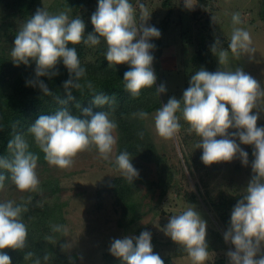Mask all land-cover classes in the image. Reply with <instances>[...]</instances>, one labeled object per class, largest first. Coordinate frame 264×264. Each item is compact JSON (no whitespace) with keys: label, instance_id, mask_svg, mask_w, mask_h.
<instances>
[{"label":"clouds","instance_id":"1","mask_svg":"<svg viewBox=\"0 0 264 264\" xmlns=\"http://www.w3.org/2000/svg\"><path fill=\"white\" fill-rule=\"evenodd\" d=\"M139 7L141 23L137 24L136 9L130 0H98V8L91 16L95 33H89L86 38L85 23L79 16L70 19L66 12L50 14L46 9H38L16 35L11 50L12 61L17 66L21 63L29 65L30 61H34L36 78L27 81V84L39 87L45 95L52 96L53 93L40 77L51 79L59 75L56 69L62 60L70 76L63 87L71 100L74 99L72 89L92 90L94 85L86 79V69L81 66L76 48H69L68 45L84 43L95 46L103 38L107 45L105 57L109 66L129 65V70L124 73L125 89L132 97H139L142 89L151 88L156 83L152 69L154 57L150 54L155 45L150 40L161 35L157 28L146 25L149 13L143 4ZM186 7H193L192 0H186ZM232 22L228 48L222 47L219 40L211 48L221 66L228 63L229 50L236 57L256 52L250 33L236 26L242 22L239 13L233 14ZM165 91L163 84L157 89L158 94ZM57 100L60 104L67 103L59 100V97ZM94 103L98 106L110 105L115 103V98L100 94L95 96ZM262 104L264 90L256 79L242 69L216 72L201 69L191 76L190 86L183 93V101L170 98L154 116L157 134L168 140L180 130L177 112L181 111L184 121L190 126L189 130L201 138L196 147L203 149L201 159L205 165L231 162L239 155L247 166L248 153L240 144L254 146V160L251 163L253 176L245 195L234 206L230 227L224 234L225 241L234 245V250L227 252L230 264H264V252L261 251L264 245V127L257 126L259 115L253 114V110ZM84 112L91 117L90 120L74 116L65 107L52 115H41L28 128V133L34 137L35 144L50 165L70 169L79 153L93 147L104 161H112L117 143L114 136L117 124L110 119L107 111L93 114L90 109H85ZM134 115L143 119L147 118L148 113L141 111ZM229 129L237 131L230 134ZM237 139L240 144L236 142ZM8 151L12 158L0 157V169L11 173L10 179L20 192H37L40 185L36 172L38 155L29 151V144L20 133H15L10 139ZM114 162L122 177L129 182L139 176L127 151L116 155ZM5 179V175L0 174V189L4 187ZM26 211L23 203L14 200L0 202V264H11L5 249L20 250L26 247L28 229L22 219ZM51 227L54 233L67 232L64 225ZM164 231L184 249L192 264H206L209 257L207 224L193 207L171 216ZM46 239L52 242L54 237ZM151 240L152 235L148 231L141 232L138 237L114 239L110 252L126 264H164L161 257L153 252ZM62 247L67 249L71 245L64 244ZM48 259L47 255L43 257L44 261ZM36 264H40V260Z\"/></svg>","mask_w":264,"mask_h":264},{"label":"trees","instance_id":"2","mask_svg":"<svg viewBox=\"0 0 264 264\" xmlns=\"http://www.w3.org/2000/svg\"><path fill=\"white\" fill-rule=\"evenodd\" d=\"M170 1V0H168ZM202 0H199L201 3ZM44 0H0V157L12 158L8 151V142L13 138L15 133L22 134L29 144V151L38 155L37 165L44 168L49 163L44 159V153L35 144L34 137L28 133V128L35 123L41 115H52L57 110L67 108L74 116L80 119L90 120L91 117L85 115L84 110L90 109L93 114L107 111L109 117L117 124V151L116 155L127 151L130 154L131 163L138 171L139 176L129 182L122 176L112 179L108 183L101 184L97 194L98 199L104 195L113 198V206L119 214L118 226L124 231L127 237H138L144 228L140 226L141 219L147 215L144 210V198L141 185H150L145 178L144 169L148 165H155L157 171V181L154 185L159 187V201L166 196L176 182V175L172 171L168 159L162 155L154 142L150 131L147 128L146 121L153 116L156 111L169 101V97L164 93H157V89L163 84L161 78V60L163 56L162 38L170 24V18L174 11L170 8V2L163 4L164 8H170L165 19L157 24L151 23L150 26L157 28L161 35L159 38H152L150 43L154 44L151 55L154 57L152 69L156 75V83L151 88L142 89L139 97H132L131 93L125 89L124 73L129 70V65L118 64L109 66L105 57L107 51L106 42L101 38V43L95 46H88L84 43L79 45H68L69 48L75 47L81 66L86 69V79L90 80L94 89L82 90L72 89V97L69 99L63 84L70 76L63 61L57 65L59 75L51 77H40L52 96L45 95L39 87L29 86L27 81L34 80L36 64L30 61L29 65L20 64L17 66L11 57V50L14 47V41L24 23L35 15L38 9L43 10ZM134 4V0H130ZM258 16L264 22V0H258ZM98 8V0H53V3L46 9L50 14L66 12L70 19L79 16L85 23V38L89 33H95L94 26L91 22V16ZM200 7L194 14L202 13ZM137 24L141 22L140 14L136 10ZM20 23V25H19ZM12 33V34H11ZM98 36V34H96ZM5 36V37H4ZM215 38V35L212 36ZM201 42L198 44L194 55V65L198 70L204 69L209 72L218 71L215 67L214 56L209 53L212 46H206L207 37L203 32L200 34ZM216 70V71H215ZM106 95L114 97L115 103L110 105L98 106L94 103L96 95ZM64 100L66 104H60L57 100ZM183 101V99H181ZM78 105V106H77ZM183 103H181V108ZM144 111L148 113L147 118H140L136 113ZM179 123L181 125L179 135L185 142L186 148L196 146L199 142L190 137V126L184 121L182 112L178 111ZM15 125V128L13 127ZM258 127H263L257 123ZM141 133L143 134L141 136ZM184 138V139H183ZM94 148V147H93ZM185 148V150H186ZM254 146L246 145L248 153V165L254 160L252 155ZM183 152V159L188 168H192L195 154L193 152ZM115 161V160H114ZM111 162L114 169L118 168L115 162ZM0 174L5 175L4 187L0 189V202H3V190L14 185L11 181V173L7 170L0 169ZM253 172L251 174V178ZM250 178V180H251ZM60 184L57 180H46L40 187L39 191L46 193L40 197L38 194L31 196V199H20L17 203H23L27 211L22 214L23 222L28 229L26 247L20 250L5 249V253L11 258V264H76L75 260L65 252L62 245L66 240L65 233H54L52 225L66 226L63 209L66 203H60L57 198L61 191ZM150 191H155V189ZM48 195L51 198H48ZM244 195H236L234 201L238 202ZM196 198V196H195ZM197 201V200H196ZM230 204L228 201H222L217 205V211L223 221L225 230L230 227L231 216H226V211L233 210L237 204ZM210 236L206 240L208 251H219L228 248L227 245H213L214 240H221V234L218 231L211 230ZM52 236L54 240L49 242L46 238ZM153 252L158 254L164 261V264H174L171 257H162L156 239L151 240ZM31 253V255H29ZM47 255L49 259L43 260ZM176 257H185L188 254L181 247L175 252ZM104 264H126L121 258L115 257L110 250L103 256ZM221 261L217 264H223Z\"/></svg>","mask_w":264,"mask_h":264},{"label":"rangeland","instance_id":"3","mask_svg":"<svg viewBox=\"0 0 264 264\" xmlns=\"http://www.w3.org/2000/svg\"><path fill=\"white\" fill-rule=\"evenodd\" d=\"M166 1L170 2L169 7L174 13L162 38L163 56L160 72L169 99L175 97L181 101L184 91L190 86L191 76L199 71L194 65V55L201 42L202 32L207 37L205 42L207 47L208 45L213 47L219 40L222 47L228 48L233 29L232 16L235 13L240 14L242 21L236 26L250 33L252 46L256 52L236 57L229 50L228 63L222 66L211 49L209 53L214 56L218 71L242 69L256 79L264 90V22L258 16V0H202L201 3L199 0H192V8L186 7V0H134L133 6L139 14V6L141 4L145 6L149 13V18L145 17L148 18L145 23L150 26L151 23L157 24L166 18L170 9L164 8L163 4ZM52 3L53 0H44V9ZM200 7L203 8L202 13L194 14L193 12ZM214 35L215 38L212 37ZM253 114L259 115L257 123L264 127V104L254 109ZM154 116L155 114L147 119L146 125L160 153L167 157L176 175V182L162 201H159L160 189L154 185L157 181L156 167L152 164L145 167L143 170L145 178L151 186L141 185L147 215L141 219L140 226L156 239V246L162 257H171L174 264H192L189 256H175V252L181 246L166 235L164 229L171 216L193 207L206 221V240L211 234L210 231L215 230L222 237L221 240H214L213 245L221 246L224 243L228 247L209 252L206 264H217L221 261L223 264H230L227 252L234 250V245L224 239L226 230L216 207L223 200L233 204L236 195H245L252 174L250 166H245L239 155L231 162L205 165L201 159L203 149L196 146L186 148L188 145L182 141L179 132L172 139L161 138L155 129ZM235 131L237 130L229 129L230 134ZM114 136L117 140L116 131ZM190 137L197 142L201 140L195 132L190 133ZM236 142L240 144L238 139ZM240 147L246 151L245 144H240ZM182 150L195 154L196 164L192 168L185 165ZM116 151L117 143L111 162L115 160ZM111 162L104 161L96 149L91 148L79 153L70 169H60L50 164L46 168L37 165L36 172L40 185L46 180L53 179L57 180L62 188L57 200L66 203L63 214L67 232L63 245H71L64 251H67L76 264H104L103 256L109 252L112 241L126 237L118 226L119 214L113 206V198L104 195L98 199L97 191L101 184L122 176L119 170L110 166ZM34 194L40 197L46 195L39 190L35 193H22L12 185L3 190L2 197L3 201L17 202ZM48 198L51 196L48 195ZM231 213L226 211V216H231ZM261 251L264 252V245Z\"/></svg>","mask_w":264,"mask_h":264},{"label":"bare ground","instance_id":"4","mask_svg":"<svg viewBox=\"0 0 264 264\" xmlns=\"http://www.w3.org/2000/svg\"><path fill=\"white\" fill-rule=\"evenodd\" d=\"M196 24V23H195ZM200 24V23H199ZM12 34V33H11ZM5 37V36H4ZM216 71V70H215ZM118 150V149H117ZM111 166V165H110ZM117 170V169H116ZM116 179V178H115Z\"/></svg>","mask_w":264,"mask_h":264}]
</instances>
